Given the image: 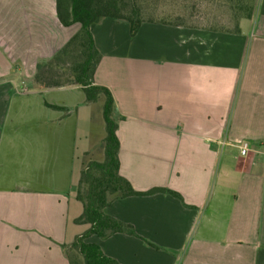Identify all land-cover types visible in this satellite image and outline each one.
Returning <instances> with one entry per match:
<instances>
[{
    "label": "crops",
    "instance_id": "crops-1",
    "mask_svg": "<svg viewBox=\"0 0 264 264\" xmlns=\"http://www.w3.org/2000/svg\"><path fill=\"white\" fill-rule=\"evenodd\" d=\"M237 20L231 30L144 21L133 37L125 20L90 27L120 175L137 192L179 195L112 201L105 213L134 234L88 241L118 264H264V0ZM79 28L60 24L55 0H0V264H70L86 230L75 192L104 159L105 97L34 82L37 62Z\"/></svg>",
    "mask_w": 264,
    "mask_h": 264
},
{
    "label": "trees",
    "instance_id": "trees-1",
    "mask_svg": "<svg viewBox=\"0 0 264 264\" xmlns=\"http://www.w3.org/2000/svg\"><path fill=\"white\" fill-rule=\"evenodd\" d=\"M139 0H55V10L60 24L64 27L79 24V30L51 58L40 60L36 64L34 82L40 88H58L79 86L85 94L86 102H94L103 94V120L105 125L104 159L102 162H90L81 172L75 197L82 205L81 215L76 224L88 225L81 236H77L70 245L78 252V258L70 257V264H118L105 256L99 245L86 241L90 237L103 240L114 233L133 235V229L105 213V209L114 200L131 196L170 194L179 195L164 188H153L147 192L135 191L131 184L119 173V141L116 135L117 122L113 118L114 101L110 92L95 86L94 73L100 61L90 31V27L104 19L125 20L133 37L144 21H153L169 25H183L182 22H169L164 19H144ZM250 2V3H248ZM255 0H235L232 8L243 13L238 17L249 18ZM53 108H57L52 106Z\"/></svg>",
    "mask_w": 264,
    "mask_h": 264
},
{
    "label": "rangeland",
    "instance_id": "rangeland-1",
    "mask_svg": "<svg viewBox=\"0 0 264 264\" xmlns=\"http://www.w3.org/2000/svg\"><path fill=\"white\" fill-rule=\"evenodd\" d=\"M138 2L141 4L144 19H164L208 29L231 30L234 28L237 15L243 14L232 8L235 0H139ZM84 226L87 230L88 225ZM79 230L80 228H75V231ZM69 251L73 259H79L76 249L69 247Z\"/></svg>",
    "mask_w": 264,
    "mask_h": 264
},
{
    "label": "built area",
    "instance_id": "built-area-1",
    "mask_svg": "<svg viewBox=\"0 0 264 264\" xmlns=\"http://www.w3.org/2000/svg\"><path fill=\"white\" fill-rule=\"evenodd\" d=\"M235 145L239 149V153L241 156H246L247 153L249 152V147L246 142L240 141V142H237Z\"/></svg>",
    "mask_w": 264,
    "mask_h": 264
}]
</instances>
